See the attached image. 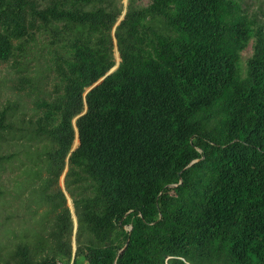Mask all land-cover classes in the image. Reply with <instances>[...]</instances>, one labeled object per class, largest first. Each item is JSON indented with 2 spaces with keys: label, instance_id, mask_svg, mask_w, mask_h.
Segmentation results:
<instances>
[{
  "label": "trees",
  "instance_id": "obj_1",
  "mask_svg": "<svg viewBox=\"0 0 264 264\" xmlns=\"http://www.w3.org/2000/svg\"><path fill=\"white\" fill-rule=\"evenodd\" d=\"M32 59L49 78L29 117L0 107V173L25 147L56 212L0 264H264V22L239 0H0V64Z\"/></svg>",
  "mask_w": 264,
  "mask_h": 264
},
{
  "label": "rangeland",
  "instance_id": "obj_2",
  "mask_svg": "<svg viewBox=\"0 0 264 264\" xmlns=\"http://www.w3.org/2000/svg\"><path fill=\"white\" fill-rule=\"evenodd\" d=\"M125 7L127 0H119ZM151 0H138V3L147 5ZM249 14H253L257 22H264V0H239ZM124 12V11H123ZM121 17V16H120ZM39 51V50H37ZM253 52V39L241 52V64L244 67L246 59ZM32 53L29 54L30 58ZM115 58L117 56L115 52ZM26 64L22 62L21 65ZM36 61L31 60L28 66L23 65L18 74L17 67L10 62L0 64V107L9 99L17 104L18 115L29 117L32 113L33 100L43 87L44 81L49 78L44 64L36 68ZM20 65V64H19ZM25 66V67H24ZM31 73L32 76H42V85L31 81L28 84L19 82V75ZM51 77V76H50ZM35 83V85H34ZM76 139V138H75ZM73 146H77L74 140ZM6 152H17L19 158L7 166V170L0 173V263L7 257L18 241H30L31 246L37 240L42 226L49 227L56 210L50 202L40 199L37 185L41 181L30 177V159L24 153L25 147L9 145ZM65 168L57 184L51 186L49 191H56L58 187L63 191L66 205L73 218L71 241L73 249L76 248L77 221L74 214L73 202L65 185ZM46 171L43 170V175Z\"/></svg>",
  "mask_w": 264,
  "mask_h": 264
},
{
  "label": "water",
  "instance_id": "obj_3",
  "mask_svg": "<svg viewBox=\"0 0 264 264\" xmlns=\"http://www.w3.org/2000/svg\"><path fill=\"white\" fill-rule=\"evenodd\" d=\"M125 12V11H124ZM124 12L122 13V15H121V17H119V21L123 18V15H124ZM116 56H117V61H116V64L103 76V77H101L99 80H97L91 87H89L88 88V90L90 89V88H92V87H94L95 85H97L98 83H100L102 80H103V78L105 77V76H107L108 74H110L113 70H115L116 69V67L118 66V64H119V61H120V56H119V53H118V50H117V48H116ZM86 111V107H85V109L83 110V112L82 113H84ZM81 113V114H82ZM75 141H76V143H77V145H78V143H79V139H78V135H77V137H76V139H75ZM76 147V146H75ZM74 146H73V148H75ZM191 164V163H190ZM181 183V179H180V182L179 183H177V184H180ZM177 184H170V186H176ZM129 229H131V227H129ZM124 248V247H123Z\"/></svg>",
  "mask_w": 264,
  "mask_h": 264
}]
</instances>
